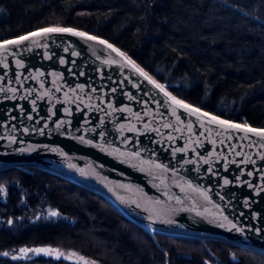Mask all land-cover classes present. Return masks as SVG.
I'll use <instances>...</instances> for the list:
<instances>
[{
    "label": "water",
    "instance_id": "obj_1",
    "mask_svg": "<svg viewBox=\"0 0 264 264\" xmlns=\"http://www.w3.org/2000/svg\"><path fill=\"white\" fill-rule=\"evenodd\" d=\"M44 29L0 41V171L40 169L100 195L156 244L264 256V129L178 98L106 39Z\"/></svg>",
    "mask_w": 264,
    "mask_h": 264
},
{
    "label": "trees",
    "instance_id": "obj_2",
    "mask_svg": "<svg viewBox=\"0 0 264 264\" xmlns=\"http://www.w3.org/2000/svg\"><path fill=\"white\" fill-rule=\"evenodd\" d=\"M49 27L106 39L178 98L264 129V0H0V41ZM155 239L107 199L51 173L0 171V264H81L28 256L40 246L98 264H264L216 240Z\"/></svg>",
    "mask_w": 264,
    "mask_h": 264
},
{
    "label": "rangeland",
    "instance_id": "obj_3",
    "mask_svg": "<svg viewBox=\"0 0 264 264\" xmlns=\"http://www.w3.org/2000/svg\"><path fill=\"white\" fill-rule=\"evenodd\" d=\"M36 249H45V250H50L48 252H45V251H40V252H37ZM25 249H22L21 250V254H24ZM39 255H42V256H49V257H53V258H56V259H67V260H70V261H73V262H79L81 264H84V262L86 261L87 264H98L97 261L95 260H91V259H78L76 256H73L69 251H66L62 248H58V247H52V246H40V247H35L33 249H30L29 250V253H28V256H39Z\"/></svg>",
    "mask_w": 264,
    "mask_h": 264
},
{
    "label": "snow or ice",
    "instance_id": "obj_4",
    "mask_svg": "<svg viewBox=\"0 0 264 264\" xmlns=\"http://www.w3.org/2000/svg\"><path fill=\"white\" fill-rule=\"evenodd\" d=\"M43 31H44V32H48V31L72 32V29H70V28H55V29H44ZM73 34H74V35L85 36V37H86L87 39H89V40H95V39H96V37H94V36H86L85 33H73ZM33 35H34V34H33ZM26 38H27V37H20V40L23 41V40L26 39ZM6 43H11V41L6 42ZM100 43H105V41H100ZM107 46H108V47H112L110 44L107 45ZM114 50H115V49H114ZM120 55H123V53H120ZM129 63H131V61H129ZM134 66H135V65H134ZM137 70H138V71H141V73H142L143 75H145L146 78H148L149 80H151V78H150V77H147V74H146V73H143L141 69L138 68ZM151 82H152V83H155V81H151ZM156 86L159 87V88H161V90H163V88H162L161 85L157 84ZM165 94L167 95V93H165ZM171 99H172L173 102H174L175 104H177V105H180V106L185 107V108H188V107H189L188 105H184L181 101L176 100L175 97H172ZM192 111H198V109H192ZM205 115H207V114L205 113ZM212 119H213L214 121H216V118H215V117H212ZM216 122H217V123H220V124H226V123H227L226 121H216ZM235 127H239V126L237 125V126H235ZM247 130H248V131H252V132H256V131H257L256 129H247ZM258 134L264 136V132H260V133H258ZM50 214L53 215V216L57 215L56 212H52V213H50ZM24 251H27V250L25 249ZM36 251H37V252H40V251L48 252V251H50V250L36 249ZM4 255H7V253H4ZM81 259H83V258H81ZM84 264H87V262L85 261Z\"/></svg>",
    "mask_w": 264,
    "mask_h": 264
}]
</instances>
